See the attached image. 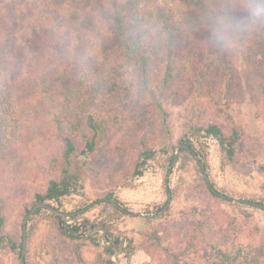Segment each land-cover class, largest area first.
I'll return each instance as SVG.
<instances>
[{
  "label": "rangeland",
  "instance_id": "1",
  "mask_svg": "<svg viewBox=\"0 0 264 264\" xmlns=\"http://www.w3.org/2000/svg\"><path fill=\"white\" fill-rule=\"evenodd\" d=\"M145 1L95 0V6L90 11L94 12L96 6L99 9L111 6L117 12L116 15L124 12L121 15L128 16V13L133 12L131 8H135V5L141 8L146 5ZM176 1L156 0L160 11L164 8L173 10L179 24L185 18L182 15L190 17V24L186 26L184 34L186 38L187 32L191 36L189 50L195 56L194 68L202 71L207 69L210 72L215 58L210 52V43L204 38V33L213 29L212 18L217 14L231 11L237 17L243 16L245 9L242 0H195L201 2V5L197 7L198 12L191 11V14L185 4ZM22 2V8L28 15L39 12V0ZM5 12L0 3V84L11 78L10 70L13 65H18L20 73L15 72L18 75L17 80L12 79L10 84L22 87L23 92H18L22 95L16 114L18 121L5 134V139H0V197L5 202L6 230L17 240H21L24 208L36 203L35 195L45 193L50 180L57 179L60 175L63 138H74L79 147L83 146V142L81 132L67 127V115L63 111V102L69 92H62L60 86L68 78L70 70L66 71L64 81L59 83V89L56 90L49 86L58 61L50 64L45 57L35 52H30L24 62L13 60L9 46L4 44L8 40L7 33L2 30L8 18ZM70 15L77 19H86L83 13L77 15L66 5L59 13L57 11L48 15V26L57 30L67 28ZM52 16L56 19L52 20ZM94 26L90 23L86 27L88 30L81 36L83 44H87V38L93 33ZM259 35L263 41L261 48L257 44ZM181 43L187 44L186 41ZM68 53L72 59L81 60L80 68L93 70V74H96L94 81L98 83L101 80L102 86V77L108 69L100 55L96 57L94 51L86 52L82 49ZM229 58L234 69L235 86L228 112L243 131V142L246 146L240 152L241 162L225 164L215 139L193 137L196 151L205 156L206 161L202 159L203 166L207 164V167L204 166L205 172L200 173L196 169V160H191L185 170L181 169V162L178 160L170 174L166 173V157L184 139L192 115L193 97L184 94L188 89L185 85L179 84L178 87L160 91V85L155 81L151 87L153 92H133L130 108L124 113H119V109L110 103L101 105L100 96L104 92H98L96 100L92 98L90 101L88 112L100 111L105 119L116 115L122 121H117V127L108 131L100 142L104 151L94 161L98 174H88L82 166L85 158L80 157L78 163L81 175L77 189L59 202L49 203L60 212L75 214L65 220L69 226L81 225L84 220H88L90 226L87 229L82 227L80 238L74 243L59 232L56 220L48 210L43 209L39 214H34L28 221V228H35L31 239L27 241L25 264H107L110 254L104 249L110 246L112 239L116 240L113 248L115 254L111 258L113 264H162L159 254L152 258L139 245L145 240L149 230L168 228L172 236L164 247L171 246L176 250L183 247L179 240L191 234V223L193 217L195 218L194 208L205 205L202 192H197L202 175L216 185L219 193L231 198L227 200L229 202L212 200L215 220H218L215 222L216 226L224 229L236 228L235 245L230 248H248L264 253V210L245 203L261 202L264 198L261 189L264 173L257 169V165L264 162V155L258 149L259 143L264 145V90L260 92L264 86V28L243 36L238 54L229 55ZM189 64L187 60L186 75L192 77L193 70ZM159 66L160 62H151V75H154L153 70ZM16 69L18 68L13 70ZM162 71L159 72L160 75L163 74ZM129 77L130 75L122 86L126 85ZM180 79L176 77L177 81ZM156 80L160 78L156 76ZM195 82L193 93H196L194 91L198 85ZM102 90L103 88L100 91ZM255 98L260 106L255 103ZM126 102L130 103V100L127 99ZM163 110L168 114L170 139L166 137ZM141 142L154 146L157 154L155 160L146 164L143 175L133 178L131 166L135 162ZM176 151L177 149L175 154ZM198 157L200 158L199 155ZM169 192V208L161 216L155 217L169 201ZM108 193H112L113 198L118 199L120 206L129 213L153 216L152 219L145 222V219L138 216L119 215L105 208L104 203L99 200L106 198ZM240 200H243L241 205L238 204ZM82 210L85 211L79 213ZM101 225L108 228V235ZM230 248L224 251L230 252ZM119 251L116 259L115 255ZM201 254H198L201 257L196 259V264H208L207 258L215 256V252L202 251ZM0 264H22L21 256L18 252L0 250Z\"/></svg>",
  "mask_w": 264,
  "mask_h": 264
},
{
  "label": "trees",
  "instance_id": "2",
  "mask_svg": "<svg viewBox=\"0 0 264 264\" xmlns=\"http://www.w3.org/2000/svg\"><path fill=\"white\" fill-rule=\"evenodd\" d=\"M39 1L41 4L39 12L32 13L30 16L23 10L22 0H0L1 7L4 6L5 13L8 16L5 26L2 28L7 33L8 38L4 44L9 46V50L13 54V60L16 59V61L19 59L24 62L30 52L39 53L50 64L58 61L49 86L56 90L59 89V83L64 81V75H67L66 71L70 70L68 78L60 86L62 92H69L63 102V111L67 115V127L81 132L83 146L79 147L78 142L70 136L63 138L60 175L57 179L50 180L45 193L35 195L36 203L24 208V219L38 202H59L77 189L81 175L78 163L80 157L85 158L82 166L88 174H98L94 167V161L104 151V147H101L100 142L108 131H112L117 127V121H122L117 119L116 115L105 119L100 111L88 112L90 101L92 98L96 100L98 92H104V95L100 96L101 105L110 103L116 109H119V113H124L130 108L134 98L133 92H145V90L153 92L151 87L155 81H158L160 91L167 90L170 87H178L179 84L185 85V88L188 89L184 94L192 96L193 102L191 103L192 115L188 132L185 133L184 139L180 140V145L186 146L180 150L181 169L185 170L191 160H196V169L200 173L205 172L202 167V159L206 161L205 156L196 151V146L192 141L193 137H211L215 139L218 142L225 164L231 165L241 162L240 152L246 146L243 142V131L234 123L228 112L235 86L234 69L229 55L218 49L212 42V30H206L204 33V38L210 43V52L215 58L214 65L208 72L207 69L202 71L194 68L196 65H193L195 60L193 57L195 58V56L189 50L191 48V44L189 45L191 36L187 32L186 38L184 34L186 26L190 24V17L182 15L185 18L179 24L177 15L173 10L164 8L160 11L156 0H146V5L141 8L134 4L135 8H131L133 12L128 13V16L127 14L122 16L121 13L124 12L116 15L117 12L113 11L111 6L108 8L101 7L102 9L96 6L94 12L90 11V8L95 6V0ZM176 2L185 4L190 14L191 11L192 13L198 12L197 7L201 5V2L195 0H177ZM66 5L70 6L71 11H74L77 15L83 13L86 19L81 20L70 15L67 28L57 30V28L48 26V15L57 11L59 13ZM103 9L105 11H102ZM54 19L56 17L52 16V20ZM90 23L95 25L91 36L95 37L96 40L89 36L87 44H83L81 36L83 32L88 30L86 27ZM179 34L181 35L179 36ZM260 38L259 35L258 39ZM182 41H186L188 45L182 44ZM80 42L82 45L78 44ZM257 44L260 45V48L263 47L262 39L258 40ZM80 49L86 52L94 51L96 57L100 55L105 61L104 64L107 65L108 70L102 77V86L101 80L98 83L94 81L96 74H93V70L86 71L80 68L81 60L79 58L72 59L68 56L69 51H79ZM154 60L160 62V66L153 70L154 75H151V62ZM187 60L193 70V72L191 71L192 77L186 75ZM14 68L18 69L14 71ZM13 69L10 70L11 78L6 79L4 84H0L1 140L5 139V134L15 127L13 123L18 121L16 114L19 99H22V95L18 93L23 92L22 87L10 84L12 79L17 80L20 67L13 65ZM160 71L163 74L160 75ZM129 75L126 85L122 86ZM156 76L160 80H156ZM176 77L181 79L177 81ZM195 81L198 82V85L196 91H194L196 93H193L192 88L196 84ZM99 86L103 88L102 91H100ZM263 90L264 86L260 92H263ZM51 91L54 90L51 89ZM115 93H118V96H115ZM127 99L130 100V103L126 102ZM255 103L260 106L256 98ZM163 116L166 125V137L170 139L171 133L167 125L168 114L165 110H163ZM258 147L264 155V145L259 143ZM177 148L174 147L173 153L166 157V173L170 174V166L173 164L175 149ZM156 154L157 150L154 146H149L148 142L147 144L141 142L140 150L134 164L131 166L132 177L142 176L146 164L151 160H155ZM204 166L207 167V164L205 163ZM257 166L258 171L264 173V162L259 163ZM261 189L264 193V183ZM197 192H202L205 205L194 208L193 216L195 218L193 217L191 223V234L187 238L179 240L183 245L181 249L176 250L171 246L164 247L172 236V232L168 228L149 230L139 248L152 258L155 254H159L162 258V264H196L195 261L201 257L202 251L215 252L214 258L209 259L206 257L208 264H264V253L262 252L258 253L240 247L231 249L235 245L236 228L230 229L227 227L224 229L221 226H216L215 222L218 220H215L212 200L229 202L227 200L230 199L221 197L216 185L203 175L200 177ZM105 197L99 200V202L104 203L105 208H109L119 215H129V212L120 206L118 199L113 198L112 193H108ZM241 202L243 200L238 204L241 205ZM253 203L264 205V198L261 199V202ZM251 206L259 208L255 205ZM4 210L5 202L0 197V250L11 253L18 252L21 256L24 219L22 221L21 240H17L6 230L7 220ZM42 210L38 209L35 215ZM51 217L56 220L59 232L74 243L79 240V232L82 227L87 229L90 226L88 220H84L81 225L69 226L61 216L51 213ZM150 219L152 218L145 219V222H149ZM34 228V226H31L27 229V239H31ZM101 228L106 231L107 235L109 234V230L105 225H101ZM115 243L116 240L112 239L110 246L104 249L110 254L107 264H113L111 258L115 254L113 251ZM130 243L132 245V242ZM229 248L231 249L230 252L224 251V249L228 250Z\"/></svg>",
  "mask_w": 264,
  "mask_h": 264
},
{
  "label": "clouds",
  "instance_id": "3",
  "mask_svg": "<svg viewBox=\"0 0 264 264\" xmlns=\"http://www.w3.org/2000/svg\"><path fill=\"white\" fill-rule=\"evenodd\" d=\"M242 6L245 9L243 16L225 11L212 18V42L228 55L238 54L243 36L264 28V0H242Z\"/></svg>",
  "mask_w": 264,
  "mask_h": 264
},
{
  "label": "water",
  "instance_id": "4",
  "mask_svg": "<svg viewBox=\"0 0 264 264\" xmlns=\"http://www.w3.org/2000/svg\"><path fill=\"white\" fill-rule=\"evenodd\" d=\"M183 147H186L185 145H180L178 148H177V151H176V154H175V158H174V161H173V164L171 166V170L173 168V166L175 164H177L178 160H179V156H180V150L181 148ZM202 167L204 168L203 164H202ZM167 187H168V182H167ZM221 197L223 198H227V199H231L229 198L228 196L224 195V194H221ZM235 200V199H234ZM170 201H171V192H169V201L167 202L166 206L163 208V210L157 214L155 217H158V216H161L163 213H165L167 211V209L169 208L170 206ZM241 201V200H240ZM246 203H249L251 205H255L257 207H259L260 209L264 210V205L262 204H257V203H253V202H248L246 201ZM38 209H46L48 210L50 213L52 214H55V215H59L61 216L64 220H67L68 217L70 216H73L75 215L74 213L72 214H68V213H63V212H60L57 208L51 206L49 203H46V202H38L34 208L30 211V213L26 216V218L24 219V223H23V228H24V234H23V246H22V252H21V263L22 264H25V252H26V247H27V229H28V221L31 217L34 216L35 212L38 210ZM85 210H82L80 211L79 213L81 212H84ZM130 216H138L140 218H143V219H148V218H151L153 216H145L143 214H135V213H129ZM120 254V251L115 255L116 259L118 258V255ZM117 263H118V260H117Z\"/></svg>",
  "mask_w": 264,
  "mask_h": 264
}]
</instances>
